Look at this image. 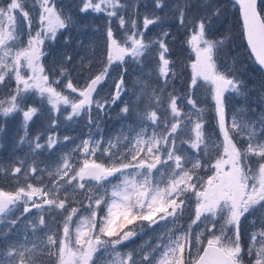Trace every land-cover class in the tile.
Listing matches in <instances>:
<instances>
[{"label": "snow or ice", "instance_id": "6c2138e0", "mask_svg": "<svg viewBox=\"0 0 264 264\" xmlns=\"http://www.w3.org/2000/svg\"><path fill=\"white\" fill-rule=\"evenodd\" d=\"M229 16L264 69V0H0V173L14 183L0 187V264H264V83L229 66L242 62ZM178 38L194 55L180 89ZM118 103L130 122L106 139ZM81 120L78 143L56 131ZM45 152L53 168L37 163ZM145 229L154 243L118 251Z\"/></svg>", "mask_w": 264, "mask_h": 264}, {"label": "rangeland", "instance_id": "374dc122", "mask_svg": "<svg viewBox=\"0 0 264 264\" xmlns=\"http://www.w3.org/2000/svg\"><path fill=\"white\" fill-rule=\"evenodd\" d=\"M262 2V0H260ZM232 16H229L228 20H230ZM233 21V24L236 27V21L235 20H230L229 21V26L231 31L229 32L230 37L232 38V24L231 22ZM103 19H100L97 21L98 26L101 28V34L102 35V29H103ZM228 27V26H227ZM235 40H233L232 48L235 52L236 55V60L237 61H242L233 64L232 63V58H229V66L233 67L235 70H237L240 73H243L242 79L245 80V82L248 84L249 89H252L254 91H260V85L261 83H264V76L261 74L259 70H253V72L248 71V61L246 57V48L243 42V39L241 38L240 35V30H235ZM98 40L99 39L97 37ZM102 47V44H101ZM190 53V52H189ZM193 57L191 53L189 54ZM249 56V55H248ZM251 59V58H250ZM52 62V57L50 56L47 60V65H51ZM253 62V61H252ZM251 65V69H252ZM190 68V67H189ZM135 76H131L132 82L135 81ZM111 81H109V85ZM129 86V85H128ZM208 85L204 87V89L201 91L200 96L197 94V98L200 101V106L204 108V117L206 120V128L211 131L213 126L215 125V119H214V111L212 109V101L211 97L207 91ZM129 93L127 96L124 97L125 100H130L135 102V97L132 96V91H133V86H129ZM110 91V87L104 88V90L101 92V96L107 95ZM257 100V97L255 95L250 97L249 101H245L243 97H233L231 106L234 109L241 108L246 105L248 102L255 103ZM120 107L119 103L117 104V109L116 106L111 108L109 111L108 116H105L103 121L101 122V129L104 137L107 139L109 137H114L120 132L121 126L122 125H127L130 121L123 120L120 115ZM17 125L16 124H10L9 125V132L8 136H12L15 133ZM38 129H40V124L37 123L32 128V132L35 133ZM61 137L64 135H69L74 138H76L77 143L79 142V139L84 138L87 136L88 129L85 126L84 121H76V122H64L61 123L60 127L56 130ZM95 132V130H93ZM11 149L10 147L6 150H0V161H3L5 164V167L7 166V160L9 158ZM18 155H23V153H18ZM57 153L49 154L47 152L43 153L42 155H39L36 157L37 163L40 164L41 167H47V168H53L54 165L57 163ZM2 173H0V177H2ZM2 181L4 182V187H7V190L12 189L14 187V183L10 182L8 179L2 178ZM251 219V218H249ZM188 222V217L187 215L185 216L184 220L182 223H187ZM7 228V218L5 220V223L3 225H0V229L6 230ZM23 226H20L19 230H22ZM18 230V231H19ZM242 243H247L248 241V232L251 231L250 225L248 221H242ZM158 232H153L151 229H145L144 232L139 233L136 237H134L131 241L125 242L124 245L118 246V251L123 253H127L129 251H132L133 249H136L139 251V249L146 243V242H155V237L158 235ZM16 235V233H14ZM193 254H195V250H193ZM115 259V254H112V256L109 258L106 255V258L101 262V264H113V260ZM248 257H245V262L247 264Z\"/></svg>", "mask_w": 264, "mask_h": 264}, {"label": "trees", "instance_id": "16d2710c", "mask_svg": "<svg viewBox=\"0 0 264 264\" xmlns=\"http://www.w3.org/2000/svg\"><path fill=\"white\" fill-rule=\"evenodd\" d=\"M232 20H235L236 21V18L235 16H232L231 18ZM230 19V20H231ZM225 24V27L227 29H230V26L228 25L229 24V21ZM233 28H232V40H235V30H240V27H239V24L236 22V27L235 25L233 24V21L231 22ZM228 26V27H227ZM99 39H102V35H99L98 36ZM181 39L182 38H178L176 43L173 45V49H174V58L178 61V69L179 71L181 72V76H180V79L177 81L176 83V87L177 89H180L182 86H183V82L190 79V75H191V69L189 67H184L186 65H189L191 63V60L189 59V57L191 55H189V51L186 49L185 46L182 45V42H181ZM246 57H247V61H248V71L249 73L250 72H253V70H258L255 65L253 64L252 60L250 59V57L248 56V53L246 52ZM192 57V56H191ZM193 59V57H192ZM251 65L252 66V69H251ZM97 68L100 67L99 64L96 65ZM262 74V73H261ZM131 76H135V80H136V74L135 73H131L128 77H127V80H128V85L129 86H133V82L131 80ZM111 84V83H110ZM127 85V86H128ZM128 86V88H129ZM206 86V85H205ZM204 86V87H205ZM204 87H202L199 91H198V96H200L201 94V91L204 89ZM116 109H117V106H116ZM4 182L2 181V177H0V186L3 184Z\"/></svg>", "mask_w": 264, "mask_h": 264}, {"label": "water", "instance_id": "95a60500", "mask_svg": "<svg viewBox=\"0 0 264 264\" xmlns=\"http://www.w3.org/2000/svg\"><path fill=\"white\" fill-rule=\"evenodd\" d=\"M245 44H246V41H245ZM249 51V50H248ZM254 59V57H252ZM254 62H255V59H254ZM256 66L264 73V69H261L260 66L255 62Z\"/></svg>", "mask_w": 264, "mask_h": 264}]
</instances>
